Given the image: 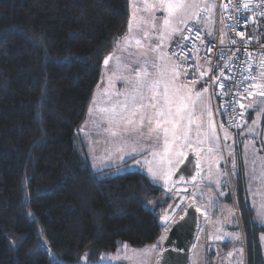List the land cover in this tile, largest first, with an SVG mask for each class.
I'll return each instance as SVG.
<instances>
[{"label":"trees","instance_id":"obj_1","mask_svg":"<svg viewBox=\"0 0 264 264\" xmlns=\"http://www.w3.org/2000/svg\"><path fill=\"white\" fill-rule=\"evenodd\" d=\"M129 2L0 0V264L95 261L162 235L157 210L167 203L145 207L161 189L140 171H94L79 138L103 60L126 32ZM235 165L217 189L235 204L245 264H264V226Z\"/></svg>","mask_w":264,"mask_h":264},{"label":"rangeland","instance_id":"obj_2","mask_svg":"<svg viewBox=\"0 0 264 264\" xmlns=\"http://www.w3.org/2000/svg\"><path fill=\"white\" fill-rule=\"evenodd\" d=\"M185 2L196 6L189 10L184 23L176 22L175 26L179 31L173 33L169 30L167 35H162L163 22L167 13L163 8L157 7L148 12L144 11L143 7L145 3L152 5L158 3V0H130L126 32L117 41L109 55L112 58L108 65L101 66L86 119L79 131L80 144L94 171L112 168L107 172L109 175L140 171L150 183L159 187L161 189L159 196L145 205L150 210H153L156 204L161 205L162 203H167L165 206L167 208L175 195L172 187L173 175L182 163L180 161H183L188 153H194L196 167L197 164L200 165L197 168L198 177L190 187L187 202L174 217V219L180 217L185 212L188 203H193L199 214V230L190 264H245L243 241L238 242L239 231L233 229L237 218L235 204L226 202L224 192L218 191L217 185L223 176L228 180L232 178L233 162L236 163L238 160L245 162L247 172L250 171L253 176L250 180L248 179L247 185L254 221L258 225H264V177L262 176L264 95L260 94L264 90V72L261 71L260 85L254 95L249 97L250 101L247 103L243 100L239 101L240 107L244 105L241 108L245 111L243 112V118H246L245 125L243 124L238 132L229 131L220 119L216 121L214 118L208 91L204 84L207 74L206 64L203 61H197V77L200 82L192 84L186 80L181 61L173 55L188 27L196 29L206 38L213 36L217 23L216 0H185ZM130 20L132 21L131 29ZM142 20H148V23H140ZM145 31L148 33L146 38L144 37ZM137 39L141 40L143 48L137 47L135 43ZM141 53H146V58L150 61L155 60L161 68L171 69L179 65L176 69L179 76L174 80L175 87L181 89L186 95L190 93L193 99H196V93H200L195 112L201 124V139L204 133H208L209 138L197 144L196 125H192L190 140L188 142L177 141L173 145L172 164L162 161L158 156H153L154 151H163V138L161 137L158 144L154 142L153 137L148 134L147 121L143 128L139 124H133L129 125L128 131L125 132V119L131 118L128 113H122L119 108L116 113L102 111L105 108L111 109L113 105L125 100V96L120 93L130 91V86L126 84L124 77H134L135 72L132 69L139 70L143 66ZM146 67L148 71H152L151 63ZM201 69L205 74L202 75ZM169 79H171V73H169ZM254 107L257 109L255 110ZM249 114L251 117L247 119ZM135 119L138 121L139 116ZM112 131L118 134L113 136ZM188 144H191V147ZM209 148H212L211 152L208 151ZM180 152H183V155H178ZM221 163L224 164L222 168ZM149 168L157 173L155 177L151 175ZM221 169L224 175L220 172ZM230 194L233 199L231 190ZM166 208L157 210L160 218ZM167 228H163L161 237L154 244L155 248L151 247L153 245L135 248L124 244L116 252L102 255L95 261H90L85 254H82L76 263L153 264L161 250V243ZM258 238L264 258V232H260ZM146 248L149 249L147 252L141 251Z\"/></svg>","mask_w":264,"mask_h":264},{"label":"built area","instance_id":"obj_3","mask_svg":"<svg viewBox=\"0 0 264 264\" xmlns=\"http://www.w3.org/2000/svg\"><path fill=\"white\" fill-rule=\"evenodd\" d=\"M216 7L213 36L188 27L174 53L189 83L200 82L197 61L206 64L204 84L214 118L235 133L245 122L239 101L254 95L264 72V0H216Z\"/></svg>","mask_w":264,"mask_h":264},{"label":"snow or ice","instance_id":"obj_4","mask_svg":"<svg viewBox=\"0 0 264 264\" xmlns=\"http://www.w3.org/2000/svg\"><path fill=\"white\" fill-rule=\"evenodd\" d=\"M195 6L185 2V0H158L156 4L149 5L145 3L143 7L144 11L148 12L157 7L164 9L167 17L163 22L164 32L162 35H167L169 30L173 33L179 31L178 27L175 26L176 22L184 23V18L189 15V10ZM244 7L247 8L248 5L245 4ZM140 23L146 24L148 20H142ZM153 23H156L154 19ZM131 25L132 21L130 20V29ZM147 35V31H145L144 37L146 38ZM185 39H188V37H185ZM135 43L138 48H143L140 39H137ZM152 51H155V49H152ZM140 55L143 58V66L139 70L132 69L135 72L134 77H124L126 84L130 86V91L126 90L124 93H120V95L125 96V100L113 105L111 109L105 108L102 111L116 113L117 108H119L122 113H128L131 118L125 119V132L128 131L129 125L139 124L143 128L145 121H147L148 134L153 137L154 142L158 144L161 137L163 138V151H154L153 156H158L162 161L172 164L173 145L177 141L188 142L190 140V133L193 131L192 125H196L197 144H201L204 139L209 138V134L204 133L203 139H201V124L198 122L199 118L195 112L200 93H196V99H193L190 93L186 95L181 89L175 87L174 80L179 76V72L176 70L179 65L173 66L171 69L168 67L161 68L155 60L150 61L147 59L146 53ZM111 58L110 56L105 59L106 66ZM149 63L152 67L151 72L146 67ZM261 64L264 65V61ZM125 67L127 66L125 65ZM117 70L119 71V67ZM169 73H171V79H169ZM201 73L202 75L205 74L202 69ZM260 94L264 95V90ZM241 107H244V105H241ZM137 116H139L138 121L135 119ZM117 134L115 131L111 132L113 136ZM141 135H143V132H141ZM225 139H227V136H225ZM188 146L191 147V144H188ZM208 151L211 152L212 148H209ZM178 155H183V152L178 153ZM233 166L235 167V162H233ZM199 167L200 165L197 164V168ZM149 172L153 177L157 175L151 168H149ZM164 219L167 220L168 217H164ZM181 220H183V217ZM176 226L180 227L182 225L177 224ZM151 247L155 248L156 246ZM148 250L146 248L141 251L147 252Z\"/></svg>","mask_w":264,"mask_h":264},{"label":"water","instance_id":"obj_5","mask_svg":"<svg viewBox=\"0 0 264 264\" xmlns=\"http://www.w3.org/2000/svg\"><path fill=\"white\" fill-rule=\"evenodd\" d=\"M105 59L102 65H105ZM197 177L195 155L190 152L173 175L172 187L175 195L159 220L162 227L168 228L162 240L159 255L153 264H190L199 230V214L193 203H188L185 212L177 219L174 217L187 202L190 187L195 183ZM164 217H168V219L165 220ZM182 217L183 220H181ZM177 224L182 226L177 227Z\"/></svg>","mask_w":264,"mask_h":264},{"label":"crops","instance_id":"obj_6","mask_svg":"<svg viewBox=\"0 0 264 264\" xmlns=\"http://www.w3.org/2000/svg\"><path fill=\"white\" fill-rule=\"evenodd\" d=\"M263 76H264V74H263ZM251 98V97H250ZM250 98H244L243 99V101H245L246 103L248 102V101H250ZM254 109L256 110L257 108L256 107H254ZM243 110V109H242ZM243 112H245L244 110H243ZM251 116H250V114L248 115V117H247V119H249ZM263 117H264V115H263ZM245 121H246V118H245ZM244 125H245V122H244ZM244 127V126H243ZM240 164H241V167H242V172H243V177H244V190H245V193H244V195H245V198H246V201L248 202V205H249V207H250V209H251V211H252V218H253V220H254V213H253V210H252V207H251V205H250V198L248 197L249 196V194H248V185H247V182H248V179L250 180V178L251 177H253L252 176V174L250 173V171L249 172H247V168H246V165H245V162H241L240 161ZM251 170V169H250ZM262 176L264 177V165H263V170H262ZM256 223V222H255ZM257 224V223H256ZM258 225V224H257ZM264 226V225H263ZM258 241H259V238H258ZM259 247H260V251H261V255H262V259H263V261H264V258H263V250H262V248H261V246H260V242H259Z\"/></svg>","mask_w":264,"mask_h":264}]
</instances>
